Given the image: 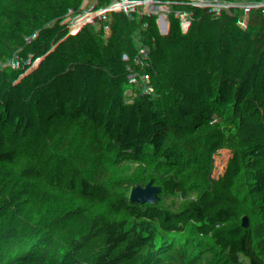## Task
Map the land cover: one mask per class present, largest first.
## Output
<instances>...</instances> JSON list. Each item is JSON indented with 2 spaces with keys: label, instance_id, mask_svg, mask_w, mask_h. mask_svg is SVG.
I'll return each instance as SVG.
<instances>
[{
  "label": "trees",
  "instance_id": "trees-1",
  "mask_svg": "<svg viewBox=\"0 0 264 264\" xmlns=\"http://www.w3.org/2000/svg\"><path fill=\"white\" fill-rule=\"evenodd\" d=\"M172 2L197 9L187 31L222 74L191 62L155 12L134 18L137 0H122L117 99L168 128L235 133L234 142H211L202 159L199 140L145 138L149 163L132 147L126 166L115 148L70 143L30 165L70 90L71 10L54 0L48 21V0H0V264H264V16L256 0ZM232 44L249 56L220 61L216 50ZM95 125L142 132L105 104ZM100 172L113 224L89 215Z\"/></svg>",
  "mask_w": 264,
  "mask_h": 264
},
{
  "label": "built area",
  "instance_id": "built-area-1",
  "mask_svg": "<svg viewBox=\"0 0 264 264\" xmlns=\"http://www.w3.org/2000/svg\"><path fill=\"white\" fill-rule=\"evenodd\" d=\"M48 1L50 5L40 16V19L52 21L54 13L51 3L54 0ZM256 1L260 13L264 16V0ZM58 2L63 6H67L69 0H58ZM172 11L178 17L179 24L187 29L191 24V20L182 17L181 8H179L177 3L173 2ZM151 12L156 13V20L167 28L168 36L174 38L181 46L187 58L191 62H198L202 49L196 44L183 40L174 29L169 28L167 25L169 13L163 7L154 8L145 0H137V3L131 7V15L134 18H139L144 13ZM86 31L95 39L96 62L92 71L93 82L78 94L64 110L65 127L71 129V134L68 137L58 139V132L56 135L47 138L38 147L31 148L29 152L30 165H37L44 157L55 155L58 150H66L67 144L70 143L84 144L94 153L107 148H115L117 153H120L122 165L126 166L130 161L132 147L139 151L143 164L149 163L153 153V144L145 138L167 140L177 147L185 142L199 140L202 143V149L199 152V156L202 159L207 158V148L211 142L222 141L224 145L234 142L235 133L213 134L197 130L188 131L183 128H168L164 123L145 119L131 112L126 105L117 99L116 84L121 74L117 65H114L108 56L112 42L111 33L118 31V26L116 24H110L107 28L90 26L86 28ZM228 52L231 55L239 56L241 59L249 56L248 50L241 44H232L229 46ZM106 88H108L107 93L110 97L107 102L103 103ZM102 104H105L108 113L113 117L141 128L142 132H123L110 128L96 127L98 110ZM28 145L31 147L35 143L30 141ZM65 160L69 162L68 157ZM110 189L111 180L100 172L95 189L91 191L93 199L88 209L89 215L100 221L102 225L114 223L110 207L103 202L110 198ZM83 190L89 192L86 186Z\"/></svg>",
  "mask_w": 264,
  "mask_h": 264
},
{
  "label": "crops",
  "instance_id": "crops-1",
  "mask_svg": "<svg viewBox=\"0 0 264 264\" xmlns=\"http://www.w3.org/2000/svg\"><path fill=\"white\" fill-rule=\"evenodd\" d=\"M119 1L106 0H69L68 6L71 10V16L68 24L70 33V52H69V74H70V90L68 91L64 105L59 114L49 125L47 137L50 138L51 133L56 135L60 129L65 127L64 110L69 106L78 94L85 90L92 82V71L96 62L95 39L86 31V28L93 26L99 28H107L110 24L117 25L118 12L120 9ZM154 8L163 7L168 13L167 25L174 29L177 35L183 40L189 41L199 46L192 36L189 35L187 29L179 24L178 17L173 13L172 0H145ZM197 14V9L181 10L183 18H188ZM118 31L111 33V47L108 53L109 59L114 65H117L120 56L117 49ZM229 46H223L216 50V57L220 61L225 60L231 54L228 52ZM222 59V60H221ZM104 96V102L110 97L107 93Z\"/></svg>",
  "mask_w": 264,
  "mask_h": 264
},
{
  "label": "water",
  "instance_id": "water-1",
  "mask_svg": "<svg viewBox=\"0 0 264 264\" xmlns=\"http://www.w3.org/2000/svg\"><path fill=\"white\" fill-rule=\"evenodd\" d=\"M200 63H202L209 71L214 73L222 74L219 70L218 63L214 60L212 55L207 50H202L199 58ZM248 161L252 166H258L260 164V159L256 152H252L247 156Z\"/></svg>",
  "mask_w": 264,
  "mask_h": 264
},
{
  "label": "rangeland",
  "instance_id": "rangeland-1",
  "mask_svg": "<svg viewBox=\"0 0 264 264\" xmlns=\"http://www.w3.org/2000/svg\"><path fill=\"white\" fill-rule=\"evenodd\" d=\"M221 60H222V59H221ZM49 127H50V126H49ZM49 127H48L47 131L49 130ZM50 136H53V133H51ZM46 140H47V139H46ZM117 156H118V160H119L120 165L123 166V165H122V160H121L120 153H117Z\"/></svg>",
  "mask_w": 264,
  "mask_h": 264
}]
</instances>
